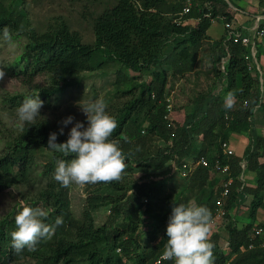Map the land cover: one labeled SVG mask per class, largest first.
Wrapping results in <instances>:
<instances>
[{
	"label": "trees",
	"instance_id": "1",
	"mask_svg": "<svg viewBox=\"0 0 264 264\" xmlns=\"http://www.w3.org/2000/svg\"><path fill=\"white\" fill-rule=\"evenodd\" d=\"M185 1L170 3L164 0H115L95 16L92 22V44L82 42L79 34L59 19L41 32L29 34L21 50L10 61L9 74L27 87L35 89L39 95L46 96L81 70L97 65L98 63H90L92 52L96 48L103 51L107 58L116 60L130 70H149L152 77L139 82L138 93L128 98L118 111L107 112L115 118L118 125L111 139L118 142V147L127 158L125 169L132 164L158 168L168 160L179 168L184 159L203 155L208 161L207 166L196 164L186 175H181L190 176L201 184L210 172L215 171L211 167L214 161L227 162L232 179L227 194L222 198V206L235 204L244 195L250 194L247 203L250 221L238 226L233 221L226 220L225 251L224 245L217 241V229L211 227L208 235L214 245L213 264L263 263L264 246L246 247L254 212L257 207L264 206V135L252 123L256 105L261 106L264 118V100L262 101L258 92L257 77L254 81L247 60L243 57L247 48L232 42L225 34L213 40L212 44L222 50L221 57L211 59L212 65L216 63L213 66L212 82L207 89L197 92L190 107L177 116L171 111L168 113L162 97L165 69L161 62L169 64L175 73L191 67L201 40L206 38L205 29L210 20L202 13L209 12L211 17L222 14L226 19L232 16L225 0H188L187 16L178 23L172 21L174 12ZM18 2L19 0H9L3 3L0 0V32L5 26H20L21 12L16 9ZM257 2L264 6V0ZM197 16L198 19L193 23L185 21L188 17ZM220 58L225 60L224 65ZM39 75H44L47 84L37 83L36 77ZM254 82L257 87L255 83V88H252ZM229 93L233 95L234 101L231 108H226ZM31 94H12L5 99L16 104ZM243 99L246 100L245 103H242ZM140 111L143 116L138 118ZM245 130L249 131L248 137L244 135ZM52 132L57 133V143L68 139V136L60 135L55 127L42 118L36 119L31 125L25 124L23 129L19 128L0 154V188L25 180L34 150L47 148L49 134ZM231 132L246 137V140L239 154L232 152L225 155L220 150L219 142H229ZM151 133L163 140V144L153 152L145 147L146 135ZM195 137L198 139L197 143ZM229 144L231 145L230 142ZM62 159L67 158L50 150L47 161L37 171L44 178L43 185L34 197L23 198L22 203L33 207L35 203L41 202L48 212L44 222L54 225L56 218L62 217L63 224L55 227L51 238H41L34 251L25 248L17 252L12 247L11 238L12 231L16 229L15 215L22 210V203H17L0 218V264H16L17 259L26 254L39 264H145L164 250L173 202L176 205H186L184 195L179 197L176 193L171 204L160 215L147 200V197L157 196L160 185L155 183L130 185L135 189L129 195L121 193L111 196L108 193L109 197L105 198L100 193H92L86 196L81 218L77 220L69 213L65 187L53 175V161ZM241 172H248L253 183L248 184L249 180L243 183L241 177H247L241 176ZM209 178L210 186L199 189L195 204L206 206L212 215L214 199L220 190V179L213 183L210 181L212 176ZM161 182L162 179L159 184ZM106 185L118 187L116 181ZM104 201L110 204L107 220L94 224L92 210ZM142 201L145 203L143 202V208L139 211ZM223 213L227 215L225 211ZM145 217L152 221H149L151 227L145 237L147 242L141 243L138 228ZM159 219L163 221H157ZM159 264L174 263L173 259L165 258Z\"/></svg>",
	"mask_w": 264,
	"mask_h": 264
},
{
	"label": "rangeland",
	"instance_id": "2",
	"mask_svg": "<svg viewBox=\"0 0 264 264\" xmlns=\"http://www.w3.org/2000/svg\"><path fill=\"white\" fill-rule=\"evenodd\" d=\"M8 1L9 0H2L3 3ZM164 1L170 3L177 2V0ZM225 1H227V4L232 2L243 10L249 9L250 7L253 8L256 5V0ZM114 2L115 0H19L16 9L18 8L21 12L20 26L8 27L12 36V45L3 39L2 32H0V69L5 72L4 78L0 79V154L4 152L6 143L12 140L20 128L17 109L23 101L21 100L15 104L9 102L5 98L12 94L19 93L25 95L32 93L29 96L39 95L36 93L35 89L27 87V85L22 83L18 78L10 75L8 70L10 61L21 50L29 34L41 32L48 25L62 19L69 29L75 30L79 34V38L82 42L92 44L94 37L92 22L95 16L102 9ZM184 3H186V1ZM228 6L231 12L232 8L230 5ZM186 14L183 15V18L187 16ZM238 15L240 18L238 19V23L242 27L243 32L249 33L248 26L251 22V16L249 15L247 18L245 14L239 13ZM234 20L236 22V19ZM254 20H256L257 24L261 25L262 32L256 39L257 44L254 45L251 50L249 47L247 48L249 58V60H247V65L251 75L254 76V81H256V77L258 79V72L254 69L252 58L253 56L259 57L258 53L264 51V17L260 16ZM221 30L222 22L219 18L215 17L207 27L206 32L210 35H215V33L220 34ZM166 50L167 49H164V51ZM221 50L222 49L217 45L214 46L212 42L202 39L197 48L195 59L192 61L189 69L183 68L182 72L175 73L176 71H173L169 64L161 62V65L165 69V82L163 85L162 97L168 107H170V111L174 116H177L183 110L190 107L193 97L197 92L204 91L209 87L214 74L213 66H216V63L212 65L211 59L221 57ZM220 60L222 65H224L225 60L223 58H220ZM259 61L264 68V64H262L260 58ZM90 63L92 65L98 64L91 69L81 70L69 80L59 84L50 94L46 96L39 95V98L43 101V107L40 110L39 118L45 119L47 123L55 127L58 132L60 128L63 127L61 124L62 120L68 116L74 117L73 124L64 127L63 135L68 136L75 121H81L87 126L86 116L80 110L77 102L81 100H95L102 97L107 104L106 111L113 113L118 111L128 98L138 93V84L140 81H147L152 77L149 70H130L116 60L107 58L99 48L93 50ZM184 66L186 67L187 63L186 65L184 64ZM36 81L40 85L47 84L44 75L37 76ZM255 83L256 82L252 84V88H255ZM127 88L130 90H126ZM258 92L263 101L264 86L262 90L258 89ZM140 116H143L141 111L138 118ZM252 123H254L253 125H257L258 131L264 133V118L261 106L259 105H256L253 111ZM141 131L143 130L141 129ZM244 133L246 137L249 136L248 130H245ZM229 137H231L230 140L229 138L228 140L231 143L232 151L239 154L244 146L246 137L240 134H233V132L229 134ZM195 142H198L197 137H195ZM162 144L163 140L156 134L151 133L146 135L145 147L148 151L153 152ZM49 152L50 150L48 148H36L32 154V162L29 171H27L25 180H19L8 187L0 188V218L11 208L15 207L17 203L21 204L23 198L35 196L37 190L44 183V178L39 176L37 171L42 167V164L47 161ZM56 162L57 160L53 161L55 166ZM222 174L219 171H212L207 175L204 182L198 184L194 179H191L190 176H181L179 168L170 160L164 162V164L158 168L139 167L132 164L130 168L124 170L121 180L116 181L118 187L106 185L107 183L101 182L85 184L83 186L72 183L68 187H65V192L68 200L69 213L72 217L79 220L81 218L82 209L85 206L87 195L100 193L99 195L105 198L109 197L108 193L111 194V196L120 195L121 193H123V195H129L133 193L135 189L134 186L130 187V185L151 182L160 186L157 191V196L147 197V200L150 201L152 209L158 211L161 215L171 204L172 197L176 193L179 194V197H181V195L186 197V206L196 205L195 197L199 189L208 188L210 186L208 183L209 177L212 176V180L210 181L217 183V181L223 177ZM245 175L247 179L241 177L242 182L244 183L249 180L247 183L252 184L253 180L252 178L250 179L249 173L244 172L243 174V172H241V176ZM160 179H162V182L159 184ZM218 184L216 185L217 189ZM262 193L264 201V183L262 186ZM245 196L250 197V194L244 195L241 200L236 201L235 204L230 206H227L228 204L224 205V207L221 205L222 212L219 218L214 220V228L218 231L217 241L221 245L225 243L226 231L224 223L226 220L229 219L238 226L244 222L250 221V217L247 215V205L243 206L242 204V200ZM247 200L248 198L245 199L243 203L245 204ZM143 202L145 203V201H142L139 211L143 208ZM109 206L110 204L104 201L92 210L94 224H100L107 220ZM35 207H43L46 209L41 202L35 203L33 208ZM262 208L264 209V206H259L258 210ZM223 211H225L227 215H224ZM143 219L144 221H142L138 229L141 236V243H146L145 237L151 227L149 221H152V219L149 217ZM256 220V217L253 216L252 221L255 222ZM157 221L163 220L159 219ZM211 229L212 228H210L209 231ZM224 249H226L225 245L223 246V250ZM16 264L39 263L34 260L32 256L26 254L20 256ZM75 264L83 263L77 262ZM259 264H264V262Z\"/></svg>",
	"mask_w": 264,
	"mask_h": 264
},
{
	"label": "clouds",
	"instance_id": "3",
	"mask_svg": "<svg viewBox=\"0 0 264 264\" xmlns=\"http://www.w3.org/2000/svg\"><path fill=\"white\" fill-rule=\"evenodd\" d=\"M2 35L12 45V36L7 26L2 29ZM4 76L5 72L0 69V79ZM233 101L234 97L229 93L225 107L231 108ZM77 103L86 116L87 126L81 121H75L68 139L63 143H57L56 132L49 134L47 148L67 158L57 160L54 179L62 187L72 183L83 186L121 180L127 158L118 147V142L111 139L118 125L115 118L107 113L106 101L101 97ZM42 107L43 101L39 95L24 97L17 109L21 129L40 117ZM73 121V116L62 120L63 127L59 134L63 135L64 127L73 124ZM21 209L15 215L16 229L11 233L12 247L17 252L25 248L34 251L41 238H51L55 227L63 224L62 217H57L54 225L45 223L48 212L43 207L33 208L22 203ZM211 218V211L206 206L176 205L173 202L166 228L164 257L174 259L175 264H213L214 245L208 235Z\"/></svg>",
	"mask_w": 264,
	"mask_h": 264
},
{
	"label": "built area",
	"instance_id": "4",
	"mask_svg": "<svg viewBox=\"0 0 264 264\" xmlns=\"http://www.w3.org/2000/svg\"><path fill=\"white\" fill-rule=\"evenodd\" d=\"M189 10V1L186 0V3H184L179 10L174 12V16L172 17V21L178 23L181 21L183 18V15L186 14ZM203 16L209 17V19H212L214 17H211L209 12H203ZM215 17H218L221 22L222 26L225 30L224 34L227 38H229L232 42H237L240 45L248 48L251 50L254 45L257 44L256 39L260 36L262 32V27L261 25L256 23V20H253L254 23L251 24L248 28L250 31L249 33H245L240 30V28L233 24L232 19H226L224 15H216ZM259 16H255V18H258ZM195 20L198 19L197 17H194ZM243 57L246 60H249L248 58V52L243 54ZM263 84H259L260 90L263 89ZM246 100L243 99L242 103H245ZM166 109L168 110V113L170 112V107H168L167 103L165 104ZM219 147L220 150L223 154L228 155L232 153L233 149L231 145L228 143L227 140H220L219 142ZM200 164L203 166L208 165L207 159L203 155H199L196 158H186L184 161L181 163L179 167L180 175H186L188 172L192 170V168L196 165ZM212 169L215 171L221 172L223 177L220 179V190L218 192V196L214 199L215 207L213 214L211 215V222L209 224V228L214 227L215 225V219L219 218L222 210H221V205H222V198L227 194L228 191V185L231 182V176L229 175V165L227 162L220 163L219 161H214L211 164ZM145 200V198H142ZM248 242L246 244V247H252L254 245L258 246H264V219L261 221L254 222L250 225L249 227V232H248ZM164 250L160 251L153 259L150 261H147L145 264H159L163 259H165L163 255ZM173 263L175 264V261L173 259Z\"/></svg>",
	"mask_w": 264,
	"mask_h": 264
},
{
	"label": "crops",
	"instance_id": "5",
	"mask_svg": "<svg viewBox=\"0 0 264 264\" xmlns=\"http://www.w3.org/2000/svg\"><path fill=\"white\" fill-rule=\"evenodd\" d=\"M257 1L258 0H256V5L253 8L250 7L249 9H244V10L241 9L240 7H238V6H235V4H233V3L232 4L231 3H228V5H230V7L232 8V11H231V15L232 16H231L230 19H232L233 24H235V25L238 24L237 26L242 30V27L238 23V19H240L239 18V15H238L239 13H242L243 15L245 14L247 16V18H248L249 15L251 16V22H250L249 26L254 23L253 20H254V17L255 16H259V17L260 16H263L264 17V6H263V4H259ZM255 7L258 8V9H256ZM214 18H212V19L209 20L208 26L210 25V23L213 21ZM234 19H236V22H235ZM185 21L188 22V23H193L195 21V18L188 17V18H186ZM207 27L205 29V35H206V38L205 39L207 41H209V42H212L213 40L218 39L219 37H221L222 35H224L225 30H224L223 26H222V30H221L220 34L215 33V35H210L209 33H207L206 32ZM258 55H259V57L258 56H253L252 60H253V64H254V69L257 70V72H258V79L257 80H258V87H259V84L260 83L261 84L264 83V68L261 65L260 61H259V58H260L262 60V64H264V51H262L261 53H258ZM258 89H260V88H258ZM254 126L257 128V125H254ZM262 134L264 135V133H262ZM229 138H231V137H229ZM247 198L249 200V197L248 196H245L244 199L242 200L243 206H246L247 205L248 200H247V202L245 204L243 203L245 201V199H247ZM254 217H256V219H257L255 222L263 220L264 219V209L262 208L261 210H258V207H257L256 210H255V212H254ZM252 223H254V222L252 221L251 224Z\"/></svg>",
	"mask_w": 264,
	"mask_h": 264
}]
</instances>
